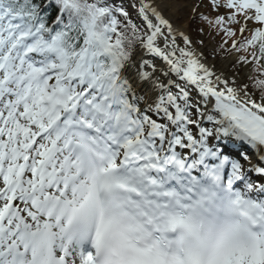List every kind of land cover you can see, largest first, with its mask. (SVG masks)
Instances as JSON below:
<instances>
[{
    "label": "snow or ice",
    "instance_id": "6c2138e0",
    "mask_svg": "<svg viewBox=\"0 0 264 264\" xmlns=\"http://www.w3.org/2000/svg\"><path fill=\"white\" fill-rule=\"evenodd\" d=\"M171 3L0 0V264H264V0Z\"/></svg>",
    "mask_w": 264,
    "mask_h": 264
},
{
    "label": "rangeland",
    "instance_id": "374dc122",
    "mask_svg": "<svg viewBox=\"0 0 264 264\" xmlns=\"http://www.w3.org/2000/svg\"><path fill=\"white\" fill-rule=\"evenodd\" d=\"M201 2V0H172V7L180 10V18L178 19L177 27L181 28V30L186 31L187 35H189L193 41H197L199 39H204L206 41V47L204 51L207 55L212 57L213 55V47L211 43V38L207 36L208 32L205 30L203 36H201L199 30L203 26H198L192 22V19L196 17L197 14H194L192 11L193 5L196 3ZM202 4L205 5L204 1L202 0ZM205 9V6L200 8V12ZM231 70V69H228Z\"/></svg>",
    "mask_w": 264,
    "mask_h": 264
},
{
    "label": "bare ground",
    "instance_id": "6f19581e",
    "mask_svg": "<svg viewBox=\"0 0 264 264\" xmlns=\"http://www.w3.org/2000/svg\"><path fill=\"white\" fill-rule=\"evenodd\" d=\"M166 16L171 20V22L173 23L174 27L181 30V28L177 27V23H178V19L180 18V10L179 9H176L175 7H172V5L170 4V6L166 9V12H165ZM183 31V30H181ZM185 34L186 31H184ZM223 66V65H222Z\"/></svg>",
    "mask_w": 264,
    "mask_h": 264
}]
</instances>
